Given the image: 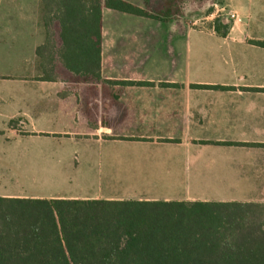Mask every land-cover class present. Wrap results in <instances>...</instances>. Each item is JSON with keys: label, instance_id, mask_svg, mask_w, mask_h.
<instances>
[{"label": "crops", "instance_id": "obj_1", "mask_svg": "<svg viewBox=\"0 0 264 264\" xmlns=\"http://www.w3.org/2000/svg\"><path fill=\"white\" fill-rule=\"evenodd\" d=\"M34 1V12L15 21L17 0H0V173L14 138L79 136L149 154L165 174L154 183L191 188L193 173L199 188L264 190V47L255 43L264 40V0H225L238 17L219 19L220 31L216 21L153 19L126 35L121 23L106 24L105 8L98 75L64 67L56 24L39 53L47 29L42 0Z\"/></svg>", "mask_w": 264, "mask_h": 264}, {"label": "trees", "instance_id": "obj_2", "mask_svg": "<svg viewBox=\"0 0 264 264\" xmlns=\"http://www.w3.org/2000/svg\"><path fill=\"white\" fill-rule=\"evenodd\" d=\"M178 1L42 0L38 51L57 30L64 67L98 75L105 8L168 21ZM0 264H264V202L0 196Z\"/></svg>", "mask_w": 264, "mask_h": 264}, {"label": "rangeland", "instance_id": "obj_3", "mask_svg": "<svg viewBox=\"0 0 264 264\" xmlns=\"http://www.w3.org/2000/svg\"><path fill=\"white\" fill-rule=\"evenodd\" d=\"M127 1L145 8L147 5L151 11L163 8L165 3V0H148V4L145 0ZM34 4V0H17L13 19L15 21L27 19L34 12L30 7ZM17 5L22 8L16 7ZM216 5L218 8L232 10L226 5L225 0H183L178 1L179 14L171 19H183L199 26H209L215 23L216 14H211L217 10ZM106 12V24L121 23L119 31L126 35L136 31H147L146 28L138 30L132 24L153 20L112 9ZM3 16L4 10L0 13V20L4 19ZM11 144L12 150H8L6 163L8 171L0 173V195L29 198L55 196L84 198L99 195L105 199L164 200L166 197H185L189 194L193 197L219 200L232 195L241 198L246 191L248 195L259 200L260 193H264V190L199 188L196 186L193 173L191 188H186L187 183L177 188L164 182L154 183V180L163 179L165 174L156 172L157 169H154L156 164L149 154H143L131 147L112 149L108 143L88 141L79 136L73 138L28 136L22 140L14 138ZM110 150H116L118 153H112Z\"/></svg>", "mask_w": 264, "mask_h": 264}, {"label": "built area", "instance_id": "obj_4", "mask_svg": "<svg viewBox=\"0 0 264 264\" xmlns=\"http://www.w3.org/2000/svg\"><path fill=\"white\" fill-rule=\"evenodd\" d=\"M216 9L215 11L212 12L211 15H215V20H218V19H223L225 18L226 20H236L237 17H238V14L237 12L233 11V10H229L225 7H219L218 8V5H216Z\"/></svg>", "mask_w": 264, "mask_h": 264}]
</instances>
